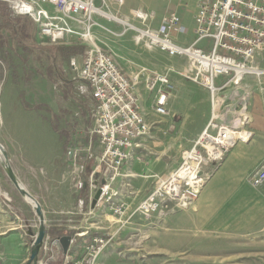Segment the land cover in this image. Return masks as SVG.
<instances>
[{
	"label": "built area",
	"instance_id": "1",
	"mask_svg": "<svg viewBox=\"0 0 264 264\" xmlns=\"http://www.w3.org/2000/svg\"><path fill=\"white\" fill-rule=\"evenodd\" d=\"M1 1L9 5L14 15L33 21L41 46L61 44L69 36L91 41V32L98 26L96 20L117 19L111 9L124 5V0ZM132 15L142 28L121 21L126 28L118 35L122 37L132 31L136 45L159 50L169 57L185 58L189 66L185 78L206 88L211 100V117L200 135L190 148L181 151L172 171L154 176L150 191L130 215L148 220L188 209L231 148L238 142L251 140L249 94L241 98L236 108L237 117L231 125L223 123L216 112L221 91L239 88L246 77H264V0H199L193 16V39L182 45L176 37L181 36L184 42L187 30L177 14L164 16L157 28L151 26L153 13L139 9ZM202 43L207 45L204 47ZM79 76L88 84L95 102L92 133L102 149L97 168L102 166L104 174L109 176L104 177V184L99 186L98 203L111 205L117 193L110 190L109 183L130 160L132 149L150 137L151 126L137 109L133 83L113 59L95 45L87 49ZM144 86L154 96V113L165 116L167 100L174 89L170 77L144 70ZM248 182L256 189L264 187V161ZM110 210L113 217H121L127 205L118 201ZM111 241V235L88 236L82 244L81 255L73 257L67 253L63 264H98ZM73 242L72 238L70 245ZM49 251L47 236L41 252L46 257Z\"/></svg>",
	"mask_w": 264,
	"mask_h": 264
},
{
	"label": "rangeland",
	"instance_id": "2",
	"mask_svg": "<svg viewBox=\"0 0 264 264\" xmlns=\"http://www.w3.org/2000/svg\"><path fill=\"white\" fill-rule=\"evenodd\" d=\"M164 1L124 0V5L112 7L111 13L128 25L142 28L133 18V11H160ZM4 4L0 0V25ZM96 23L91 41L69 36L61 44L50 47L77 44L87 51L95 45L113 59L125 76L129 71L135 77H143L146 70L166 74L174 84L189 74L185 58L169 57L159 50L136 45L132 31L120 37L118 34L126 28L121 23L104 19ZM3 36L0 28V144L21 185L35 195L38 203L46 204L47 216L53 218L49 227L70 225L62 222L69 218H73L76 228L82 227L87 223L85 214L94 196L91 190L94 192L102 182L99 176H94L99 163L94 156H99V150L102 152L98 138L92 133L95 102L88 84L79 76L84 55L58 62L48 73L43 58L35 62ZM97 170L100 175L104 172L102 166ZM0 180L6 189L13 190L18 202L20 194L1 166ZM94 184L95 189L91 187ZM116 186L114 182L109 188L114 191ZM259 195V204L244 207L246 210L241 214L247 217L248 211L255 210L263 216L262 221L253 225L251 219L243 220V229L236 232L204 236L173 234L164 222L168 216L144 220L135 215L140 218L137 222L123 225L112 222L111 230L106 232L115 233L98 264H264V188L259 190ZM110 206L102 202L98 207L99 220H104L103 215H111ZM62 209L65 212L60 214ZM73 210L78 215L71 214ZM33 218L34 227H38L35 213ZM140 223L144 225L142 228Z\"/></svg>",
	"mask_w": 264,
	"mask_h": 264
},
{
	"label": "crops",
	"instance_id": "3",
	"mask_svg": "<svg viewBox=\"0 0 264 264\" xmlns=\"http://www.w3.org/2000/svg\"><path fill=\"white\" fill-rule=\"evenodd\" d=\"M198 1L165 0L162 10H149L154 14L152 27L157 28L164 16L175 13L187 30L185 41L182 42L181 36H177L176 41L181 45L190 43L193 39V16ZM36 40L39 42L37 31ZM206 45L202 43V46ZM124 69L126 70V67ZM126 75L133 83L138 98L137 109L150 124L151 133L148 140L142 141L139 147L132 149L130 160L122 166L109 183L110 187L117 182L116 189L113 191L117 193L114 202H124L127 205L125 213L117 218L112 215H103L104 220H99L97 210L99 211L98 207L102 204L100 202L94 208L90 205L89 212L85 214L87 223L82 224L84 225L82 227L76 228L72 223L73 218L62 221L70 222V225L55 224L49 227L53 218L47 216L46 204L39 202L46 226L48 230L52 228L48 231L49 240L70 235L74 242L69 246L68 253L73 257L81 255L82 244L88 236H112L115 232H106L111 230L112 222H120L123 225L137 222V219H140L137 216L132 218L130 215L150 191L154 176L166 175L177 166L181 151L191 147L211 117L209 91L186 78L174 82L175 89L167 100V114L159 116L154 113V96L145 89L144 76L135 77L129 71H126ZM220 83L221 80H218L217 84ZM246 93L249 94L248 130L252 133L251 140L247 143L238 142L231 148L222 164L217 167L203 187L199 197L188 209L165 218V225L171 228L173 234L184 236L190 233L195 236H204L213 233L236 232L243 229L242 225L245 224L242 223L243 220L251 219L253 225L262 221L263 216L258 215L255 210L248 211L247 213L250 214L247 217L241 213L246 210L244 207L259 204L261 199L260 189L252 187L248 179L264 161V77L260 79L246 77L239 88H227L221 91L216 113L219 114L223 123L231 125L237 117L236 108ZM98 148L101 149L100 145ZM100 155L101 150H99V156H94L97 162ZM167 159L172 160L168 162ZM95 170L94 176L96 178L99 176L101 181L104 177H109L104 172L100 175L97 167ZM91 187L95 189V184ZM25 190L35 198L31 191ZM91 193L94 195L95 191L91 190ZM29 205L22 197L16 202L13 190L6 189L3 181L0 180V264H26L28 260L29 244L32 239L30 233L37 232V226L33 225L34 212ZM59 211L60 214L65 212L63 209ZM73 211L75 212L71 214L78 215L77 210ZM151 219L153 218L148 220ZM139 226L144 225L140 223ZM35 228L36 231L33 230ZM53 251L56 252V250ZM53 251L50 248L46 257L42 252L40 253L42 264H45L46 260L52 256ZM59 255L62 256L60 264H63L65 255Z\"/></svg>",
	"mask_w": 264,
	"mask_h": 264
},
{
	"label": "trees",
	"instance_id": "4",
	"mask_svg": "<svg viewBox=\"0 0 264 264\" xmlns=\"http://www.w3.org/2000/svg\"><path fill=\"white\" fill-rule=\"evenodd\" d=\"M4 34L7 37L6 41H10L31 57L35 62H41L42 58L47 63L46 70H50L56 66L58 62H67L72 58L82 57L86 54V48L81 45L72 44L69 46H40L36 40V25L26 16H16L8 8L5 3L3 6V20L0 25ZM50 79V78H49ZM62 256L56 252H52L45 264H60Z\"/></svg>",
	"mask_w": 264,
	"mask_h": 264
},
{
	"label": "water",
	"instance_id": "5",
	"mask_svg": "<svg viewBox=\"0 0 264 264\" xmlns=\"http://www.w3.org/2000/svg\"><path fill=\"white\" fill-rule=\"evenodd\" d=\"M0 166L8 177L9 181L18 191L20 196L24 198L33 208V211L38 219L37 232L35 234L30 233V237L33 239L30 245V253L26 264H42L40 261V253L42 246L48 235V228L46 226V221L44 217L43 210L37 200L30 195L25 188L21 185L15 174L13 173L9 161L7 158V153L5 148L0 144ZM104 184V181L101 182ZM100 189L95 190L93 199L91 201V207L94 208L100 200ZM72 237L70 235H64L60 237H55L50 240V248L56 250L57 253L66 255L71 243Z\"/></svg>",
	"mask_w": 264,
	"mask_h": 264
},
{
	"label": "bare ground",
	"instance_id": "6",
	"mask_svg": "<svg viewBox=\"0 0 264 264\" xmlns=\"http://www.w3.org/2000/svg\"><path fill=\"white\" fill-rule=\"evenodd\" d=\"M113 21H115V22H118V23H121V24H122V22H121L120 20H118V19H114Z\"/></svg>",
	"mask_w": 264,
	"mask_h": 264
}]
</instances>
